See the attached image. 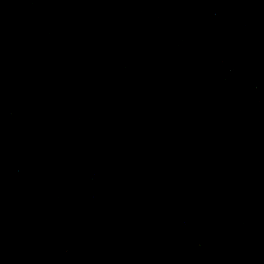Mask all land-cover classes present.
Returning <instances> with one entry per match:
<instances>
[{"label":"water","instance_id":"water-1","mask_svg":"<svg viewBox=\"0 0 264 264\" xmlns=\"http://www.w3.org/2000/svg\"><path fill=\"white\" fill-rule=\"evenodd\" d=\"M0 264H264V0H0Z\"/></svg>","mask_w":264,"mask_h":264}]
</instances>
